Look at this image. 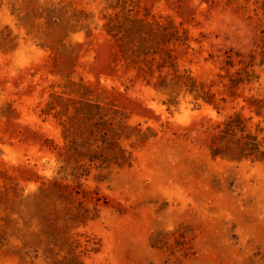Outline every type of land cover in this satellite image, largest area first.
<instances>
[{"label":"rangeland","instance_id":"obj_1","mask_svg":"<svg viewBox=\"0 0 264 264\" xmlns=\"http://www.w3.org/2000/svg\"><path fill=\"white\" fill-rule=\"evenodd\" d=\"M0 264H264V0H0Z\"/></svg>","mask_w":264,"mask_h":264}]
</instances>
